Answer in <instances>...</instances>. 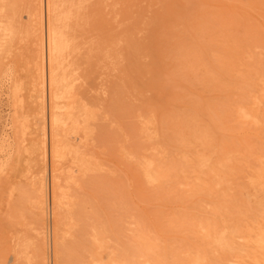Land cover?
Returning a JSON list of instances; mask_svg holds the SVG:
<instances>
[{
  "label": "rangeland",
  "instance_id": "rangeland-1",
  "mask_svg": "<svg viewBox=\"0 0 264 264\" xmlns=\"http://www.w3.org/2000/svg\"><path fill=\"white\" fill-rule=\"evenodd\" d=\"M100 1L67 29L76 98L56 101L53 158L49 0H0V264L18 240L45 264H264V0Z\"/></svg>",
  "mask_w": 264,
  "mask_h": 264
},
{
  "label": "bare ground",
  "instance_id": "bare-ground-1",
  "mask_svg": "<svg viewBox=\"0 0 264 264\" xmlns=\"http://www.w3.org/2000/svg\"><path fill=\"white\" fill-rule=\"evenodd\" d=\"M43 1V0H42ZM77 1L78 0H49V15H47V16H49L48 18H50V20H48L49 21V24H48V30H46L47 31V41H46V44L45 45H43L42 43H40V44H38L37 45V47L35 48L36 50V58L38 59V62H39V67H40V69H38V71L39 70H41V72H42V78L43 77H45V65H46V68L48 69V77H46V78H48V82H49V88H50V96L49 97H51V99L50 100H52L51 102H52V104H50V116H49V119H50V137H51V144H52V155H53V158L55 157V156H57L58 155V149H59V147L61 146V143H60V141L63 139V138H65V137H61L62 139H60L59 137L60 136H65V134H63L62 132H63V130L65 129V128H63V126L61 125V123L59 122V119H58V117L61 115V113L59 114V116L57 115V112H56V101L58 100V99H64L65 101L66 100H72L71 98H73V90H74V88H75V90H76V86L74 85V86H72V83H73V79H74V77L72 78L71 76H68V75H70V74H68V66H67V61L69 60L68 59V56H69V50H70V46H71V44L69 43V38L70 37H67V35H69L68 33H67V29H69V26H71L70 25V22H71V24L73 23L72 22V20H73V18H74V20L76 19V17H74V15L76 14V11H77ZM80 2H81V0H79ZM92 1V0H91ZM99 1V3L100 2H102V1H100V0H98ZM13 2V1H12ZM31 2V1H30ZM38 2H39V0H38ZM44 2H46V1H44ZM82 2H83V0H82ZM84 2H86V0H84ZM95 2H96V0H95ZM27 3V2H26ZM41 3V2H40ZM87 3V2H86ZM23 4H25V3H23ZM38 4V3H37ZM45 4V3H44ZM90 4H92V2L90 3ZM97 4V3H96ZM79 5H80V3H79ZM87 5V4H86ZM100 5H101V3H100ZM100 5L99 6H97V7H95L94 6V9L95 8H98V7H100ZM10 6V5H9ZM34 6V5H33ZM40 6H41V4H40ZM44 6V5H43ZM89 6V5H88ZM93 6V5H92ZM11 7V6H10ZM23 7V6H22ZM42 7V6H41ZM40 7V8H41ZM46 7H47V5H46ZM85 6L83 5V8H84ZM44 8V7H43ZM81 8V7H80ZM79 8V9H80ZM86 8H89L88 10L89 11H92V10H94V9H91L90 10V6L89 7H86ZM92 8V7H91ZM14 9V8H13ZM12 9V10H13ZM46 9V8H45ZM44 9V10H45ZM82 9V8H81ZM85 9V8H84ZM34 10V9H33ZM37 10V9H36ZM41 10H42V8H41ZM99 10H100V8H99ZM26 11V10H25ZM96 10H94L93 12H95ZM98 11V10H97ZM95 12V14H97V15H99L98 14V12ZM13 12V11H12ZM38 12V11H37ZM83 13H84V11H82ZM91 13V12H88V13H90L91 15L92 14H94V13ZM101 11H99V13H100ZM45 13V12H44ZM48 13V12H47ZM77 13H81V11L79 12V10L77 11ZM85 13L87 14V12L85 11ZM41 14H42V12H41ZM6 15V14H5ZM8 15V14H7ZM10 15V14H9ZM16 15H18V14H16ZM43 15V14H42ZM77 15V14H76ZM75 15V16H76ZM83 15L84 14H82L81 16L83 17ZM97 15H95V16H97ZM41 16V15H40ZM46 16V17H47ZM78 16H80V14H78ZM80 16V17H81ZM20 17V16H19ZM80 17H79V20H80ZM86 16H84V18L82 19V20H84V19H86L85 18ZM25 18V17H24ZM41 18H43V16L41 17ZM87 18H88V16H87ZM90 19L91 18H89V20L87 21V23L88 22H90ZM17 20H18V18H17ZM46 20V21H47ZM73 20V21H74ZM77 20V19H76ZM94 20L96 21L97 20V17L95 18L94 17ZM14 21V20H13ZM44 21V20H43ZM81 21V20H80ZM75 22H77V21H75ZM83 22H85L86 23V21L84 20ZM47 23V22H46ZM86 23V25H88ZM39 24V23H38ZM42 24V23H41ZM41 24H40V26H41ZM78 24V26L80 25V22L79 23H77ZM82 24H84V23H82ZM44 25V24H43ZM42 25V26H43ZM46 25V27H47V24H45ZM73 25V24H72ZM96 25H97V23H96ZM84 27H85V24L83 25ZM66 28V32H64V31H62L61 30V28ZM72 27H74V26H72ZM80 27V26H79ZM97 27V26H96ZM77 28L78 27H76V30H77ZM38 29V28H37ZM44 29V28H43ZM43 29H42V31H43ZM90 29V28H89ZM6 30V29H5ZM35 30V29H34ZM71 29H69V31H70ZM85 30V29H84ZM87 31H88V28L86 29ZM90 30H92V29H90ZM90 30H89V32H90ZM36 31V30H35ZM68 31V32H69ZM15 32V31H14ZM71 32V31H70ZM80 32V31H79ZM83 32V31H82ZM86 32V31H85ZM85 32H83V33H85ZM11 33V32H10ZM34 33V32H33ZM42 33V32H41ZM43 33H44V31H43ZM100 33V32H99ZM36 34V33H35ZM75 34V33H74ZM98 34V33H97ZM8 35V34H7ZM71 35V34H70ZM72 35H73V30H72ZM100 35H102V34H100ZM99 35V36H100ZM10 36V35H9ZM41 36V35H40ZM74 36V35H73ZM81 36V35H80ZM87 36V35H86ZM98 36V37H99ZM6 37V36H5ZM31 37V36H30ZM97 37V36H96ZM8 38V37H7ZM44 38V37H43ZM87 38V37H86ZM33 39V38H32ZM40 39H41V37H40ZM75 39H77V38H75ZM94 39H96V38H93V40ZM29 40V39H28ZM72 40H74L73 38H71V41ZM40 41H42V40H40ZM4 42H5V40H4ZM99 42V41H98ZM91 43V42H90ZM37 44V43H36ZM74 44H77V43H74ZM74 44H72L73 45V48H75L74 47ZM6 45V44H5ZM14 45V44H13ZM94 45V44H93ZM91 46H92V43H91ZM96 46V45H95ZM0 47H2V46H0ZM44 47H45V50H44ZM89 47H90V45H89ZM92 47H94V46H92ZM78 49V48H77ZM81 49V48H80ZM91 48H89V50H90ZM97 49V48H96ZM72 50V49H71ZM45 51V52H44ZM72 51H75V49L74 50H72ZM81 51H84L83 49L81 50ZM91 51V50H90ZM97 51L99 52V48L97 49ZM77 52V51H76ZM79 52H80V50H79ZM78 52V53H79ZM95 52V51H94ZM93 52V53H94ZM34 53V52H33ZM75 53V52H74ZM82 53V52H81ZM71 54H72V52H71ZM99 55H100V53H98ZM76 55H77V53H76ZM89 56V55H88ZM71 57H73V56H71ZM70 58V57H69ZM75 58V57H74ZM71 59V58H70ZM36 60V59H35ZM35 60H34V62H35ZM74 61V60H73ZM90 61V60H89ZM88 61V62H89ZM32 62H33V60H32ZM29 63V62H28ZM37 63V62H36ZM91 63V62H90ZM70 64V63H69ZM72 64V63H71ZM23 65V64H22ZM35 64H33V66H34ZM75 65H73V66H71L70 65V67H74ZM89 66V65H88ZM26 68V67H25ZM75 68H77L76 66H75ZM70 69V68H69ZM73 69V68H72ZM40 72V73H41ZM39 73V72H38ZM32 74H34V73H32ZM47 74V73H46ZM22 75V74H21ZM24 75V74H23ZM35 75V74H34ZM27 76L25 75V78H26ZM35 77V76H34ZM39 77H41V76H39ZM24 79V78H23ZM45 80V79H44ZM43 80V81H44ZM76 80V79H75ZM27 81V80H26ZM77 81V80H76ZM25 82V81H24ZM14 84V83H13ZM74 84H76V83H74ZM76 85H78V84H76ZM27 88V87H26ZM25 88V89H26ZM79 88H81V87H79ZM44 89H45V81H44ZM77 90H80V89H77ZM43 92H45L44 90H43ZM78 92V91H77ZM76 92V93H77ZM21 93V92H20ZM46 93V92H45ZM44 94V93H43ZM42 94V95H43ZM78 94V93H77ZM46 94H44V96H45ZM80 97V96H79ZM76 98V97H75ZM75 98L72 100L73 101V103H74V100H75ZM77 101V100H76ZM21 102V101H20ZM25 102V101H24ZM23 102V103H24ZM58 102V101H57ZM61 102V101H60ZM31 103V102H30ZM29 103V104H30ZM63 103V102H62ZM25 104V103H24ZM71 104V103H70ZM79 104V103H78ZM63 105H65V103L63 104ZM17 106V105H16ZM31 106V105H30ZM69 106V105H68ZM73 106V105H72ZM81 106V105H80ZM19 108H20V106H18ZM67 108V107H66ZM69 108V107H68ZM73 108H74V106H73ZM72 108V109H73ZM81 108V110L83 109V108H85V107H80ZM62 109V108H61ZM72 109L70 110V111H72ZM74 110H76V108H74ZM80 110V109H79ZM79 110L77 111V113L79 112ZM32 111V110H31ZM30 111V112H31ZM28 112V111H27ZM40 118H39V124H40V127L42 126V128H40L41 129V132L42 133H44V131H46V130H44V126L46 125V108H45V104H44V102H43V104H42V106H41V109H40ZM68 112V111H67ZM81 112V111H80ZM80 112L78 113V114H80ZM71 113H73V111L71 112ZM76 112H74L73 114H75ZM76 113V114H77ZM83 113H84V111H83ZM32 114V113H31ZM66 114V113H65ZM82 114V113H81ZM28 115H29V113H28ZM84 115V114H83ZM83 115H81V116H83ZM88 115H90V114H88ZM58 116V117H57ZM62 116H64V115H62ZM76 116V115H75ZM79 116V115H78ZM87 116V114L85 115V118H88V117H86ZM24 117V116H23ZM69 117H71V115L69 116ZM73 117H74V115H72V119H73ZM77 117V116H76ZM91 117V116H90ZM90 117L88 118L89 120H90ZM82 118H84V116L82 117ZM84 118V120H86ZM28 119V118H27ZM62 119H67V118H65V116L62 118L61 117V120ZM77 119V118H76ZM63 120V121H64ZM78 120H79V117H78ZM89 120L88 121H86L87 123L89 122ZM15 122L17 121L16 119L14 120ZM25 121V120H24ZM68 122H70V119L68 120ZM68 122L66 123V124H68ZM73 121H71V123H72ZM75 122H78L79 123V121H75ZM70 123V124H71ZM81 123L83 124V121H81L80 122V127H81ZM84 123H85V121H84ZM72 124H74V123H72ZM77 124V123H76ZM19 125V124H18ZM17 125V126H18ZM69 125V124H68ZM85 125H86V123H85ZM17 126L15 127V128H17ZM67 126V125H66ZM75 126V125H74ZM39 127V126H38ZM46 127V126H45ZM71 127H72V125H71ZM73 128V127H72ZM70 130V129H69ZM79 130V128H78V124H77V126H75L74 128H73V130L70 132V133H72V134H70V133H68V134H70V135H73L75 132V135L77 134L78 135V133H77V131ZM40 131V130H39ZM82 131V130H81ZM64 132H65V130H64ZM16 133H18V131H16ZM41 134V133H40ZM45 134V133H44ZM46 135V134H45ZM68 136V135H67ZM69 137V136H68ZM68 137H67V139L66 140H64L63 142L64 143H66V145L64 144V143H62L63 145H65L66 146V148L68 147L67 145H69L68 144V142L70 143V139H68ZM73 138V137H72ZM75 139H76V137H75ZM27 140V139H26ZM39 141V140H38ZM37 142V141H36ZM40 142V141H39ZM65 146H63V149H64V147ZM23 148V147H22ZM68 149H69V147H68ZM67 149V150H68ZM22 150V149H21ZM72 151V150H71ZM70 151V152H71ZM25 152V151H24ZM68 152H69V150H68ZM122 153H124V152H122ZM136 153V152H135ZM63 154H64V151H63ZM74 154V153H73ZM132 154V153H131ZM67 155V154H66ZM69 155H71L70 153H69ZM128 156H129V154H127ZM68 156V155H67ZM66 156V157H67ZM77 156V155H76ZM135 157H136V155H134ZM82 157V156H81ZM129 157H131V156H129ZM134 157V158H135ZM62 158H63V156H62ZM57 159V158H56ZM61 159V158H60ZM82 159H84V157L82 158ZM131 159V158H130ZM55 160V159H54ZM63 161V160H62ZM75 162V161H74ZM82 161L80 160V163H81ZM58 163V162H57ZM76 163H77V161H76ZM86 163V162H85ZM144 163V162H143ZM147 163V162H146ZM78 164V163H77ZM145 164V163H144ZM59 165V164H58ZM86 165V164H85ZM147 165H148V163H147ZM78 166V165H77ZM76 166V167H77ZM83 166V165H82ZM82 166H81V168H82ZM144 166H146V164L145 165H143V167ZM11 167V166H10ZM85 167H87V166H85ZM148 167H152V163H151V166H150V163H149V166ZM9 168V167H8ZM79 169H80V167H79ZM55 170H56V168H55ZM90 170V169H89ZM7 171V170H6ZM53 171H54V169H53ZM52 171V172H53ZM80 171H83V168H82V170H80ZM133 171V170H132ZM141 171H143V170H141ZM143 172H145V169H144V171ZM141 173V172H140ZM142 175H148V173H141ZM55 175V174H54ZM54 175H52V176H54ZM59 175V174H58ZM134 176L135 175H137V174H133ZM162 175V174H161ZM133 176V177H134ZM139 176H140V174H139ZM144 176H143V178H144ZM25 177H27V176H25ZM142 177V176H141ZM53 178V177H52ZM137 178H139V177H137ZM70 179V178H69ZM134 179H135V177H134ZM56 180H59L57 177H55L54 179H53V186H54V188H55V193H56V201L61 205V203H63V200L65 199V197L63 196V192H61L60 191V185L58 184V181H56ZM139 180V179H138ZM143 181H144V179H142ZM73 181V180H72ZM135 181V180H134ZM23 182V181H22ZM144 182H146V183H148L146 180L144 181ZM26 183V182H25ZM68 184V183H67ZM74 184V183H73ZM202 184V183H201ZM25 185H27V183L25 184ZM30 185V184H29ZM32 186H33V184H31ZM31 186V187H32ZM9 187V186H8ZM22 187V186H21ZM36 187V186H35ZM35 189V188H34ZM6 191V190H5ZM35 191V190H34ZM36 192V191H35ZM23 193V192H22ZM45 194H46V185L44 184V182H41L39 185H38V189H37V203H38V206H37V203H36V206L37 207H39L40 208V210L43 212V213H45V207H46V196H45ZM69 199V198H68ZM29 200V199H28ZM66 200H67V198H66ZM70 202V201H69ZM34 205V204H33ZM63 205V204H62ZM6 206V205H5ZM5 206H4V208H5ZM35 206V205H34ZM72 206V205H71ZM60 207H62V206H60ZM66 207V206H65ZM64 207V208H65ZM38 208H36L35 207V210H37ZM59 209V208H58ZM45 210V211H44ZM38 211H39V209H38ZM37 212V211H36ZM35 212V213H36ZM7 213V212H6ZM58 213V212H57ZM40 214V216H42L41 215V213H39ZM51 214V213H50ZM15 215V214H14ZM10 216V215H9ZM49 217V216H48ZM63 217V216H62ZM43 218V217H42ZM41 218V219H42ZM39 219V218H38ZM43 220V219H42ZM17 223V222H16ZM37 224V223H36ZM38 226V225H37ZM40 226H41V223H40ZM71 226V225H70ZM74 227V226H73ZM36 229H38V228H36ZM41 230V229H40ZM40 230L38 229L37 230V235H35V236H39L38 234H39V232H40ZM12 231V230H11ZM39 231V232H38ZM259 230H257V232H258ZM41 232H43L42 230H41ZM40 232V233H41ZM255 232V231H254ZM260 232V231H259ZM35 233H36V231H35ZM47 233V232H46ZM42 235H43V233H41ZM241 235V234H240ZM22 237H24V236H22ZM22 237L20 238V240L22 239ZM27 237V236H26ZM237 237V236H236ZM253 237V236H252ZM40 238V237H39ZM61 238V237H60ZM223 238V237H222ZM240 239H241V237H239ZM24 239H26L25 237H24ZM38 239V238H37ZM51 239V238H50ZM59 239V238H58ZM224 239V238H223ZM259 239V238H258ZM258 239H256V241L258 240ZM23 240V239H22ZM35 240V239H34ZM16 241V240H15ZM36 241H39V239L38 240H36ZM222 241V240H221ZM220 241V242H221ZM19 242V243H18ZM18 245H16V252H15V257H14V262H15V264H45V254L44 253H42L40 256H39V262H38V260H37V262H36V260H32V259H34L33 257H29V255H28V253H27V251H28V248H30V247H28L27 248V245L26 244H24L23 242H22V244L20 243V241L18 240ZM58 242H60V241H58ZM259 242V241H258ZM16 243V244H17ZM25 243H29V242H26L25 241ZM31 243H32V241H31ZM30 243V244H31ZM36 243H38V242H36ZM40 243V242H39ZM77 243V242H76ZM35 244V243H34ZM236 244V243H235ZM33 247V249L34 248H36L37 247V245H39V244H36V247H34V245L33 244H31ZM77 245V244H76ZM30 246V245H29ZM44 246V245H43ZM99 246V245H98ZM38 248V247H37ZM224 248V247H223ZM31 249V248H30ZM33 249H31V250H33ZM260 249H262V248H260ZM40 252V251H39ZM42 252V251H41ZM40 252V253H41ZM38 252L37 251H35V255H33L34 257L36 256V254H37ZM58 253H59V251H58ZM30 254V253H29ZM33 254V253H32ZM234 254H237V253H234ZM241 255V254H240ZM37 257V256H36ZM236 258V257H235ZM35 261V262H34ZM61 261V260H60ZM255 262H257L256 260H255ZM256 264H258V263H256Z\"/></svg>",
  "mask_w": 264,
  "mask_h": 264
}]
</instances>
